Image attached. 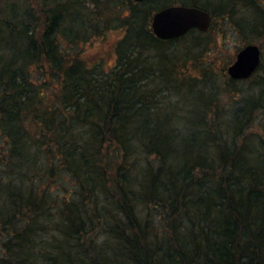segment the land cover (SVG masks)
<instances>
[{
    "label": "trees",
    "instance_id": "trees-1",
    "mask_svg": "<svg viewBox=\"0 0 264 264\" xmlns=\"http://www.w3.org/2000/svg\"><path fill=\"white\" fill-rule=\"evenodd\" d=\"M172 5L264 31L254 0H0V264H264V77L225 114L211 26L150 29Z\"/></svg>",
    "mask_w": 264,
    "mask_h": 264
},
{
    "label": "rangeland",
    "instance_id": "rangeland-1",
    "mask_svg": "<svg viewBox=\"0 0 264 264\" xmlns=\"http://www.w3.org/2000/svg\"><path fill=\"white\" fill-rule=\"evenodd\" d=\"M256 5L264 9V0H254ZM235 13L230 18V16H225L226 19L215 18L212 20L211 17V30L210 36L216 35V40L220 42L218 47L213 48L212 46L207 49L206 52L202 54L198 58V61L201 64H204V67L208 71V76L211 77L215 81V85L219 86L220 89L214 88L215 92H217V97L220 100V105H226L228 108L225 111V114L231 110L230 107H234L233 101H239L240 99L247 97L249 95L258 94L259 88V80L261 77H264V31L262 34L251 35L249 34V27L257 21L256 16L254 15V10L250 6L237 5L235 6ZM239 19H244V21H248V26L241 33V28L239 29L234 23ZM253 33V32H252ZM255 33V32H254ZM256 33V34H258ZM122 32L120 30H111L107 32V34L103 38H98L93 40V42L85 47L87 56L90 57V61L96 60H105L106 64L109 66L113 63V47L116 41L121 37ZM247 42H251L257 45L261 50V58H262V68L258 70L256 76L252 78V80L248 82H237L236 89L239 91L234 92L231 95L232 88L226 85V78H228L226 69L227 67L234 62L236 53L245 46ZM197 61V63H198ZM209 68H208V67ZM189 73L194 77L198 76L197 72H193V70H189ZM208 78V77H207ZM226 89V90H225ZM230 89V90H229ZM207 90V89H206ZM178 97L171 96L167 94V101H175ZM238 106V104H237ZM262 113L257 114V118L254 120V124L250 129L251 132L263 134L264 131V116Z\"/></svg>",
    "mask_w": 264,
    "mask_h": 264
},
{
    "label": "water",
    "instance_id": "water-1",
    "mask_svg": "<svg viewBox=\"0 0 264 264\" xmlns=\"http://www.w3.org/2000/svg\"><path fill=\"white\" fill-rule=\"evenodd\" d=\"M143 2L147 0H132ZM211 23L210 14L197 7L172 5L160 9L152 15L150 29L159 40L167 41L185 36L190 30L207 32ZM261 64V50L255 44H247L235 55L226 73L232 80L249 79Z\"/></svg>",
    "mask_w": 264,
    "mask_h": 264
}]
</instances>
